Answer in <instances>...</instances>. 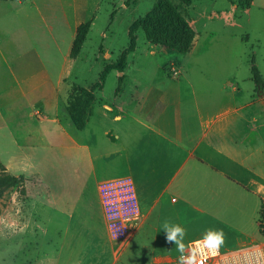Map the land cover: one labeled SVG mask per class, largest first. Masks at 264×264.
<instances>
[{"label": "rangeland", "instance_id": "1", "mask_svg": "<svg viewBox=\"0 0 264 264\" xmlns=\"http://www.w3.org/2000/svg\"><path fill=\"white\" fill-rule=\"evenodd\" d=\"M157 1L0 0V174L25 177L24 183L6 189L0 198V264H50L45 254L60 244L63 228L54 222L56 204L49 184L67 194L69 202L78 208L77 216L86 213L87 201L94 204L98 214L103 210L109 245L100 248V258L94 264H177L180 253L174 244L166 242V221L186 228L185 244L200 239L208 229H222L223 249L253 242L264 247V232L259 225L264 196L258 192L260 180L253 173L239 170L237 174H223L196 159L170 189H163L168 175L151 170L152 174H138L134 193L127 188L125 197L118 196L122 185L113 179L125 167L120 159L110 168V139L106 133L122 130V126L111 125L94 114L97 94L106 68L124 59L128 74L138 73V82L123 79L121 101L130 102L132 96L139 99L142 82L148 85L159 66L169 80H174L171 66H165L170 59H177L178 53L168 51L173 57L157 53L162 47H151L142 29L132 31L135 22ZM257 2L262 10L254 8L252 22H244L242 28L224 27L220 22L206 24L205 20L195 53L239 56L245 58L247 68L263 63L264 0ZM212 3L194 1L201 7ZM86 25L90 27L81 52L72 57L79 30ZM212 31L216 33L214 40L208 36ZM132 41L137 49L131 54ZM106 50L112 57L100 55ZM154 51L156 56H152ZM176 65L180 71V64ZM242 68L245 73L247 69ZM118 73L111 70L107 75L103 91L107 99L115 97L120 87ZM75 87L94 94L84 130L77 128L68 110ZM67 135L86 144L89 151L79 148ZM108 193L112 197L106 203L104 195ZM134 214L138 220L131 227L128 217ZM146 214L149 223L143 235L152 243L160 228L165 250H138L139 238L132 242ZM82 236L84 243L87 232Z\"/></svg>", "mask_w": 264, "mask_h": 264}, {"label": "crops", "instance_id": "2", "mask_svg": "<svg viewBox=\"0 0 264 264\" xmlns=\"http://www.w3.org/2000/svg\"><path fill=\"white\" fill-rule=\"evenodd\" d=\"M257 1L250 0L245 8L229 0H213L206 7L193 3L187 12L196 34L193 47L187 54L178 53L177 59H170L165 66L180 64V76L169 80L159 66V72L148 85L142 82L141 97H131L130 102L134 105L121 101L122 95L119 94L126 77L138 82V73L128 74V62L125 71H119L117 75L120 87L115 97H104L106 81L99 94L95 92L98 101L94 114L98 113V117L110 121L111 125L122 126V130L106 133L110 139L107 140L110 168L114 167L115 160L120 159H123L125 167V171L116 174L113 181H132L136 185L138 174L147 175L153 170V173L168 175L163 189H170L177 176L193 160L198 159L223 174L233 175L239 170L253 173L260 180L258 192L264 196V90L256 91L252 66L247 68L245 58L231 55L209 57L195 53L202 39L199 30L204 29L207 22L242 28L244 22H252L254 8L262 10ZM205 20L206 24L203 23ZM73 29L69 27L71 32ZM214 34L212 31L208 36L214 40ZM153 46L162 47L151 44ZM168 51L162 47L157 53L169 54ZM110 53L106 50L100 55L107 59L112 57ZM156 55L154 51L152 56ZM219 64H223V67ZM256 65L264 80V62ZM242 66L247 69L245 73L241 70ZM219 68L223 70L219 72ZM227 69L234 71L226 72ZM56 107L55 111H58ZM67 137L79 148L89 151L86 144L77 142L73 136ZM94 174L98 184L100 181L95 169ZM49 187L56 204L53 209L56 215L54 222L62 225L63 233L60 244H56L55 250L52 246L54 248L45 254V258L50 264H94L100 258L97 255L102 252L100 248L109 245L108 224L103 210L98 214L94 204L87 201L88 210L77 216L78 208L69 202L67 194L58 191L57 186L49 184ZM262 200L264 202V198ZM148 220L149 214L144 215L143 226L132 242L139 238L136 245L138 250H165V238L163 232L160 236V228L152 243L143 235ZM84 231L87 236L83 243ZM93 247L97 250H93Z\"/></svg>", "mask_w": 264, "mask_h": 264}, {"label": "trees", "instance_id": "3", "mask_svg": "<svg viewBox=\"0 0 264 264\" xmlns=\"http://www.w3.org/2000/svg\"><path fill=\"white\" fill-rule=\"evenodd\" d=\"M158 0L153 9L145 16L140 17L132 26V31L142 29L146 39L153 45H159L167 50L179 54H187L193 47L195 31L190 25L187 15L188 9L193 5L194 0ZM245 8L250 4V0H229ZM89 25L80 28L75 45L72 51V57H77L81 52L84 41L88 34ZM131 53L136 50V42H131ZM126 62V64H125ZM127 66V59L120 60L112 66H108L102 75V84L105 83L108 73L111 70L124 72ZM253 81L256 85V91L264 90V80L257 66H252ZM122 79V78H121ZM100 86V87H101ZM94 102L93 91H88L81 87H75L72 90L69 99L68 110L74 123L79 130H84L88 123L89 108ZM25 177L14 176L9 173L0 174V198L6 189L16 187L24 183ZM260 229L263 233L264 227V204L261 206Z\"/></svg>", "mask_w": 264, "mask_h": 264}, {"label": "clouds", "instance_id": "4", "mask_svg": "<svg viewBox=\"0 0 264 264\" xmlns=\"http://www.w3.org/2000/svg\"><path fill=\"white\" fill-rule=\"evenodd\" d=\"M119 231V229H117ZM163 231L166 242L175 245L180 253L177 264H206L210 256L219 254L220 248L225 243V234L222 229H208L200 239L185 244L186 228L179 224L165 222Z\"/></svg>", "mask_w": 264, "mask_h": 264}, {"label": "built area", "instance_id": "5", "mask_svg": "<svg viewBox=\"0 0 264 264\" xmlns=\"http://www.w3.org/2000/svg\"><path fill=\"white\" fill-rule=\"evenodd\" d=\"M171 73L173 78H178L180 76V71L177 69V65L171 66ZM122 186L118 188V196L121 195L123 197L126 196L127 188H129L133 193L134 184L132 181L121 180L120 183ZM116 196V198L118 197ZM111 193L108 195H104V199L110 198ZM136 199V196H135ZM109 204H106L108 207ZM128 220L131 223V227L133 226L134 221L138 220V216L134 214L132 217H128ZM264 230V227H263ZM206 264H264V247H261L258 243H249L238 248L227 250L222 247L219 250V254L216 256H210Z\"/></svg>", "mask_w": 264, "mask_h": 264}]
</instances>
